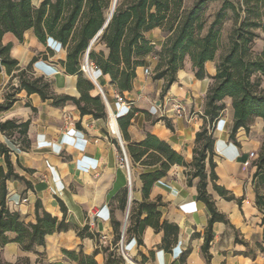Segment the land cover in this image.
Returning a JSON list of instances; mask_svg holds the SVG:
<instances>
[{
  "label": "crops",
  "instance_id": "1",
  "mask_svg": "<svg viewBox=\"0 0 264 264\" xmlns=\"http://www.w3.org/2000/svg\"><path fill=\"white\" fill-rule=\"evenodd\" d=\"M146 37L159 47L165 34L160 28H154L146 33ZM6 44H11L9 54L18 61L19 67L24 68L33 61L29 74L48 81L53 94L79 97L77 77L65 72L62 62L66 50L59 42L47 38L41 43L28 29L21 42L12 33H4L0 45ZM100 48L107 52L103 46ZM218 57L219 52L215 60L204 63L205 77L201 79L196 78L192 63L186 58L176 73V80L163 91L164 80L152 76L156 57L149 55L146 59L151 74L145 75L143 66L138 67L131 89L120 94L126 105L116 100L114 93L117 89L107 74L93 68L96 72L94 78L106 94L115 119L131 112L126 128L129 141H141L149 132L190 163L195 134L204 123L205 95L212 83ZM10 85L17 86L18 80H10V75L1 67L0 104ZM96 90L95 87L91 95L99 94ZM169 97L184 102L187 116L174 115L166 102ZM223 102L225 107L212 129V160L217 176L215 183L235 199L226 200L219 196L208 181L207 192L211 194L216 210L228 221H217L212 225L208 263L201 247L209 215L204 203L196 198L198 178H191L188 182L189 167L170 165L148 194L149 201L160 199L161 220L178 226L176 239L170 238L168 248H164L163 232L146 226L140 236L141 242L134 234L123 236L125 258L119 249V240H114V226L118 225L122 233L128 197L129 211L132 202L143 200L139 175L149 168L131 163L116 121L128 168L119 164L121 144L109 111L106 110L107 118L95 119L91 115H81L71 102L57 106L50 99L42 100L37 93L19 91L12 106L0 113V121L29 123L23 149L0 132V144L8 149L13 170L22 177L6 180V206L11 212L18 213L24 222L35 223V204L39 202L41 209L60 220L63 211L58 198L66 209L64 219L68 228L47 234L45 244L35 245L30 251L22 250L16 242H8L0 246V259L15 262L26 257L30 264H90L79 257L64 254L66 250L76 254L80 251L84 256L92 257L96 264H264V253L256 246L262 243V213L255 204V191L264 194V186L253 179L255 158L249 156L250 152L257 156L262 146L264 122L255 117L247 133L243 128L237 130L234 142L229 138L233 119L231 98L225 97ZM0 166L5 172L1 154ZM206 171L209 172L208 163ZM124 188H127V194L123 208ZM7 234L10 238L15 236L12 232Z\"/></svg>",
  "mask_w": 264,
  "mask_h": 264
},
{
  "label": "trees",
  "instance_id": "2",
  "mask_svg": "<svg viewBox=\"0 0 264 264\" xmlns=\"http://www.w3.org/2000/svg\"><path fill=\"white\" fill-rule=\"evenodd\" d=\"M208 1L194 0L190 7H186L184 0H117L110 19L89 50L88 61L92 68L107 74L110 82L121 94L131 89L136 69L148 66L146 58L149 55L155 56L157 61L152 76L154 79L164 80L163 91H166L176 80V73L182 68L186 58L192 63L196 78L201 79L205 77L204 63L215 60L219 52L215 74L211 77L212 83L205 95L202 114L204 123L195 134L190 163H186L178 152L149 132L141 141H129L126 128L131 112L116 117L131 163L149 168L139 175L143 200L131 203L124 235L134 234L138 242H141L143 229L150 226L155 231L163 232L164 248H168L170 238L176 239L178 226L161 220L158 210L161 201L159 198L149 201L148 194L154 182L165 175L170 165H183L190 169L189 183L191 178H198L196 198L204 203L209 215L201 247L209 263L208 248L213 238L212 225L217 221H228L216 210L214 200L207 192L208 181L219 196L226 200L235 199L215 183L217 176L212 160V129L225 107L223 99L230 97L233 109L230 140L236 141L235 134L239 128L247 133L255 117L262 118L264 122V0H222L212 19L206 23L202 19V11ZM112 3L113 0H41L36 6L31 0H0V39L4 33L10 32L21 42L24 32L31 29L41 43H45L47 38L59 42L66 50V58L62 62L64 70L67 74L76 75V89L79 93L77 98L67 94H53L48 81L41 76L29 74L32 72L33 61L21 68L18 61L9 54L11 44L0 45V70L4 67L10 80H18L17 86L10 85L3 103L0 104V113L7 111L17 100V93L24 90L27 94L37 93L42 100L50 99L57 106L71 102L76 105L81 115H91L95 119L107 118L101 96L90 93L95 86L81 70V61L90 40L106 21ZM228 11L232 14L233 26L228 34L227 45L221 50L220 30ZM154 28H160L165 34L159 47L146 37V33ZM256 41L260 42L255 51ZM95 45L99 48L95 49ZM28 124V121H0V132L14 144L18 142L19 148L23 149L26 147ZM166 125L169 126V123L166 122ZM0 154L6 166L5 172L0 166V246L11 241L18 243L24 251L32 250L35 245L43 246L47 234L67 230L68 225L64 219L66 209L57 198L63 211L62 219L58 220L41 209L39 202H36L35 223H26L20 219L18 213L11 212L6 206L5 182L22 177L14 172L8 149L2 144ZM206 163L209 167L208 173ZM254 165L256 170L253 179L264 186V139ZM122 194L124 208L127 188L122 190ZM255 204L262 213L260 223L263 229L262 243H257L256 246L264 253V194L257 190ZM8 232L15 236L10 238ZM114 232V240L118 241L121 236L118 225L114 226ZM78 235H82L81 231H78ZM64 254L96 264L92 257L84 256L80 251L76 254L74 251L64 250ZM0 264H30V261L26 257L18 258L15 262L0 259Z\"/></svg>",
  "mask_w": 264,
  "mask_h": 264
},
{
  "label": "rangeland",
  "instance_id": "3",
  "mask_svg": "<svg viewBox=\"0 0 264 264\" xmlns=\"http://www.w3.org/2000/svg\"><path fill=\"white\" fill-rule=\"evenodd\" d=\"M31 1H32V3L34 5H37V4H39V1H41V0H31ZM221 1L222 0H209L207 2V4L205 5V7H204V9L202 11V19L206 20V23H209V21L212 19L213 14L218 9V7L220 6ZM193 2H194V0H186L185 6L186 7H190ZM232 20H233L232 19V14H231L230 11H228L227 17L225 18V20H224V22H223V24L221 26V30H220V43H221L220 49L221 50H224V48L227 45L228 34H229V32H230V30H231V28L233 26V21ZM259 42L260 41H256V43L254 45L255 51L259 47ZM94 47H95V49L99 48L98 45H95ZM154 61H157V58ZM81 62L83 64V60ZM89 67H90L91 73L93 72V76L96 75V72H94V69L90 65H89ZM96 91L98 92V90H96ZM105 98H106V100L108 102L106 94H105ZM103 101H104V99H103ZM104 103H105V101H104ZM105 107H106V105H105ZM106 110L110 112V107L109 106H108V108L106 107ZM263 139H264V137H263ZM126 222H127V220H126Z\"/></svg>",
  "mask_w": 264,
  "mask_h": 264
},
{
  "label": "built area",
  "instance_id": "4",
  "mask_svg": "<svg viewBox=\"0 0 264 264\" xmlns=\"http://www.w3.org/2000/svg\"><path fill=\"white\" fill-rule=\"evenodd\" d=\"M143 73L145 75H150L151 74V70L149 69L148 66L143 67ZM114 96H115L116 100H118V102L120 104H122V105H126L127 104L125 99H123V97L118 92H115ZM166 102L171 106L175 116H177V117H185V116H187L186 106H185L183 101H180L176 97H169V98L166 99ZM109 115H110V117L112 119L115 118V114L111 113ZM15 146L19 148L20 144L18 142H15ZM121 150H122V154L119 157V164L122 167H125L127 169L128 168V160H127L126 153H125L124 149L122 148V146H121ZM249 156H250V158H256L257 157L253 152H250ZM123 236H124V233L122 232L121 236H120V239H119L118 245H119V249L121 251V254L125 257L124 252H123V245H122Z\"/></svg>",
  "mask_w": 264,
  "mask_h": 264
},
{
  "label": "water",
  "instance_id": "5",
  "mask_svg": "<svg viewBox=\"0 0 264 264\" xmlns=\"http://www.w3.org/2000/svg\"><path fill=\"white\" fill-rule=\"evenodd\" d=\"M116 3H117V0H114L113 1V4H112V7H111V10H110V12L108 14V17H107L106 21L104 22L102 28L90 40V42L88 44V47H87V49L85 51L84 57H83V64H82V68H81V70L83 71V73L91 80V82L93 83V85L98 89L99 95L101 96L102 99H104L105 105H106L107 108H108V103L106 101L105 95H104L101 87L99 86V84L96 82L94 76L92 74H90V72H89L88 53H89V50L92 47V45L97 41L98 37L100 36V34L102 32V29L106 26L108 20L110 19L111 15H112V13H113V11L115 9ZM109 114H111V112ZM114 124H115V127H116L118 140H119V142H120V144L122 146V142H121V138H120V135H119V131H118L117 126H116V119L115 118H114ZM122 148H123V146H122ZM129 204H130V197H128L127 208H126V213H125V220H124L123 227H122V232L123 233H124L125 227H126V220H127L128 211H129Z\"/></svg>",
  "mask_w": 264,
  "mask_h": 264
},
{
  "label": "bare ground",
  "instance_id": "6",
  "mask_svg": "<svg viewBox=\"0 0 264 264\" xmlns=\"http://www.w3.org/2000/svg\"><path fill=\"white\" fill-rule=\"evenodd\" d=\"M113 1H114V0H113ZM112 4H113V3H112ZM89 72H90V74H92L91 71H90V67H89Z\"/></svg>",
  "mask_w": 264,
  "mask_h": 264
}]
</instances>
